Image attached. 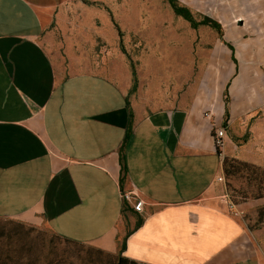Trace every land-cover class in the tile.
<instances>
[{"label": "crops", "instance_id": "obj_1", "mask_svg": "<svg viewBox=\"0 0 264 264\" xmlns=\"http://www.w3.org/2000/svg\"><path fill=\"white\" fill-rule=\"evenodd\" d=\"M68 1L0 0V218L139 264H264V198L231 209L219 180L226 158L264 168V48L245 34L261 27L264 47V0H176L217 22L231 51L161 105L104 73L57 68L43 36Z\"/></svg>", "mask_w": 264, "mask_h": 264}, {"label": "rangeland", "instance_id": "obj_2", "mask_svg": "<svg viewBox=\"0 0 264 264\" xmlns=\"http://www.w3.org/2000/svg\"><path fill=\"white\" fill-rule=\"evenodd\" d=\"M60 16L58 23L43 36L57 68L67 76L104 73L112 81L127 82L131 91L135 67L140 82L137 91L130 92L132 100L153 99L156 105H161L167 100L180 99L187 90L193 93L203 83L205 71L215 66L216 53L230 57L231 45L217 30L204 26L193 29L160 0H107L103 3L69 0ZM245 34L253 38V47L261 56L262 28L253 27ZM233 45L237 47L239 62L246 64L251 44ZM225 183L229 199L235 205L244 203L240 190L246 187V181L238 176L229 179L225 176ZM11 243L33 246L32 254H28V250L22 254V264L35 256L40 257L37 264H46L44 256L47 254L63 264L65 261L80 264L90 256L99 257L96 251L100 250L68 242L46 223L35 227L0 218V251ZM103 252L101 260L106 262L120 255Z\"/></svg>", "mask_w": 264, "mask_h": 264}, {"label": "trees", "instance_id": "obj_3", "mask_svg": "<svg viewBox=\"0 0 264 264\" xmlns=\"http://www.w3.org/2000/svg\"><path fill=\"white\" fill-rule=\"evenodd\" d=\"M169 3L176 16L188 21L193 29H198L200 26H208L217 30L218 32H221V26L210 18L205 17L202 21H197L193 13L188 8L181 6L176 0H169ZM120 36L122 37V34ZM133 76L134 87L132 89V92L134 93L137 91L139 82L135 67H133ZM132 122L133 115L131 116L130 126L128 128L125 142L120 151L123 175L122 180L125 179V175L127 174L125 150L131 137L133 124ZM246 140L247 138L244 139V141ZM224 173L226 178L228 179L234 176H238L246 181V187L240 190V194L243 195L245 202L248 200H259L264 198V168L237 159L226 158L224 161ZM259 221L261 223L264 222V209H261L259 212ZM25 250H28V254H32L34 248L31 245L27 246L26 243H19L16 246L11 243L10 245H8L7 249H5L4 251H0V264H22L21 260L24 257L22 254H24ZM96 253L99 255V257L93 258L90 256L86 259H82V263L80 264H139L135 261L126 259L121 255L112 257L113 260L111 262H106L101 260L102 256H104V252L102 250H97ZM39 260L40 257L35 256L34 258H31L26 264H37ZM44 261L46 264H63V261H58L57 257H51L48 254L44 256ZM65 263L74 264L73 262L68 263L67 261H65Z\"/></svg>", "mask_w": 264, "mask_h": 264}, {"label": "built area", "instance_id": "obj_4", "mask_svg": "<svg viewBox=\"0 0 264 264\" xmlns=\"http://www.w3.org/2000/svg\"><path fill=\"white\" fill-rule=\"evenodd\" d=\"M205 116L207 118H211L212 113L208 111L206 112ZM226 135H227V129L225 127H219L214 130V140H215L216 149L221 155H222V150L224 149L225 146L224 138L226 137ZM219 180L224 181L225 178H220ZM227 197L229 199V195ZM126 198L129 199L130 197L127 195ZM143 206H144L143 201H138L134 204V209L138 212H142ZM230 208L231 209L236 208V205L231 200H230Z\"/></svg>", "mask_w": 264, "mask_h": 264}]
</instances>
